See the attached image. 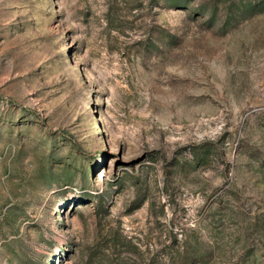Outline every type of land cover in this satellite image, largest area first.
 <instances>
[{"label": "rangeland", "instance_id": "1", "mask_svg": "<svg viewBox=\"0 0 264 264\" xmlns=\"http://www.w3.org/2000/svg\"><path fill=\"white\" fill-rule=\"evenodd\" d=\"M0 264H264V0H0Z\"/></svg>", "mask_w": 264, "mask_h": 264}]
</instances>
